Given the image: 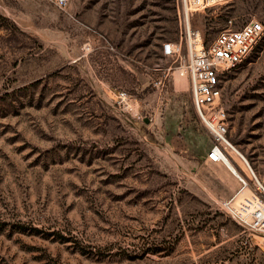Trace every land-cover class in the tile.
<instances>
[{"label": "rangeland", "instance_id": "1", "mask_svg": "<svg viewBox=\"0 0 264 264\" xmlns=\"http://www.w3.org/2000/svg\"><path fill=\"white\" fill-rule=\"evenodd\" d=\"M179 10L0 0V264H264L225 210L239 182L207 159L188 79L161 53L180 41ZM251 20L264 25V0L191 25L209 42ZM221 86L226 137L264 186V34ZM235 150L225 156L247 176Z\"/></svg>", "mask_w": 264, "mask_h": 264}, {"label": "built area", "instance_id": "2", "mask_svg": "<svg viewBox=\"0 0 264 264\" xmlns=\"http://www.w3.org/2000/svg\"><path fill=\"white\" fill-rule=\"evenodd\" d=\"M227 1L179 0L180 41L161 44L163 56L174 58L177 61L176 72L188 79L194 110L213 139V145L207 152V159L212 162L223 160L225 147L235 150L226 137L225 111L220 104L222 78L247 59L264 34V25L251 20L237 29H224L205 42L201 32L191 25L192 16ZM55 2L61 8L67 4V0ZM120 97L126 99L128 96L120 92ZM235 151L244 161L248 174L238 177L239 187L226 200L225 210L251 236H257L264 246V186L244 156ZM244 191L246 194H242ZM244 244L254 245L253 237L247 238Z\"/></svg>", "mask_w": 264, "mask_h": 264}, {"label": "bare ground", "instance_id": "3", "mask_svg": "<svg viewBox=\"0 0 264 264\" xmlns=\"http://www.w3.org/2000/svg\"><path fill=\"white\" fill-rule=\"evenodd\" d=\"M228 1H231V0H228ZM217 163L224 164V166L230 172V174L238 180L240 173L238 172V170L234 167V165L230 162V160L226 156L223 157L222 161L217 162ZM242 194H246V192L244 191L242 192Z\"/></svg>", "mask_w": 264, "mask_h": 264}, {"label": "crops", "instance_id": "4", "mask_svg": "<svg viewBox=\"0 0 264 264\" xmlns=\"http://www.w3.org/2000/svg\"><path fill=\"white\" fill-rule=\"evenodd\" d=\"M238 187H239V184H238ZM238 187H237V188H238ZM236 190H237V189H236Z\"/></svg>", "mask_w": 264, "mask_h": 264}, {"label": "trees", "instance_id": "5", "mask_svg": "<svg viewBox=\"0 0 264 264\" xmlns=\"http://www.w3.org/2000/svg\"><path fill=\"white\" fill-rule=\"evenodd\" d=\"M206 42V41H205Z\"/></svg>", "mask_w": 264, "mask_h": 264}]
</instances>
